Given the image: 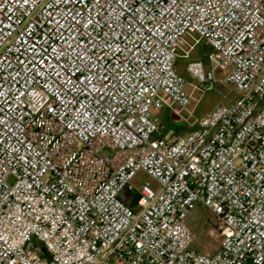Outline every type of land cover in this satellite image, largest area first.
<instances>
[{"label": "built area", "instance_id": "built-area-1", "mask_svg": "<svg viewBox=\"0 0 264 264\" xmlns=\"http://www.w3.org/2000/svg\"><path fill=\"white\" fill-rule=\"evenodd\" d=\"M200 42L239 96L158 136ZM0 264H264V0H0Z\"/></svg>", "mask_w": 264, "mask_h": 264}, {"label": "rangeland", "instance_id": "rangeland-1", "mask_svg": "<svg viewBox=\"0 0 264 264\" xmlns=\"http://www.w3.org/2000/svg\"><path fill=\"white\" fill-rule=\"evenodd\" d=\"M179 54L177 71L186 78V91L191 95L192 99L187 109L181 115H177L171 110L169 111L172 121L178 126H184V130L180 132V134H183L197 126L216 107L234 102L239 93L225 80L226 73L219 70L216 71V83L207 85V89L197 88V83L188 74L186 66L189 60L203 57L209 59L210 63H206V66L208 68L211 67L213 58L205 43L200 42L187 56L181 50ZM164 111L160 114L161 120H163ZM146 181L150 182L154 188H158L157 183L144 172H138L132 183L139 188ZM186 223L193 235L196 249L204 254L213 255L219 247L221 240L212 235V231L216 225L211 212L201 204H197L188 216Z\"/></svg>", "mask_w": 264, "mask_h": 264}, {"label": "trees", "instance_id": "trees-1", "mask_svg": "<svg viewBox=\"0 0 264 264\" xmlns=\"http://www.w3.org/2000/svg\"><path fill=\"white\" fill-rule=\"evenodd\" d=\"M200 59L203 60L205 63H210L209 59H205L203 57H200ZM162 117H163L162 119L164 121L162 120L163 121L162 122V129H161L160 133L158 134V136H165L168 133H172L174 136H176V135H179L182 130H184V126H178V125H176V123H174L172 121L169 110H165ZM190 130H192V128Z\"/></svg>", "mask_w": 264, "mask_h": 264}, {"label": "crops", "instance_id": "crops-1", "mask_svg": "<svg viewBox=\"0 0 264 264\" xmlns=\"http://www.w3.org/2000/svg\"><path fill=\"white\" fill-rule=\"evenodd\" d=\"M177 67H178V63H177V66H176V69H177ZM217 250V249H216ZM216 252V251H215Z\"/></svg>", "mask_w": 264, "mask_h": 264}]
</instances>
